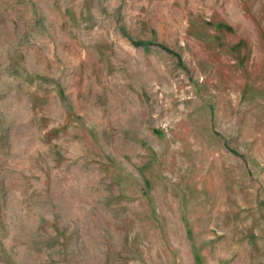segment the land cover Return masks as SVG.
<instances>
[{"label": "rangeland", "instance_id": "1", "mask_svg": "<svg viewBox=\"0 0 264 264\" xmlns=\"http://www.w3.org/2000/svg\"><path fill=\"white\" fill-rule=\"evenodd\" d=\"M0 264H264V0H0Z\"/></svg>", "mask_w": 264, "mask_h": 264}]
</instances>
